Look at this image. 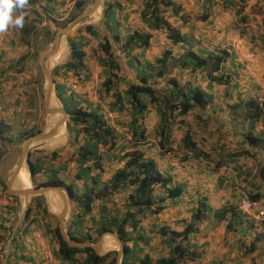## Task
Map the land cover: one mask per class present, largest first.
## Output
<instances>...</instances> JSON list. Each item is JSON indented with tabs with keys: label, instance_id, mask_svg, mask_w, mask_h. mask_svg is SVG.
I'll return each mask as SVG.
<instances>
[{
	"label": "rangeland",
	"instance_id": "obj_1",
	"mask_svg": "<svg viewBox=\"0 0 264 264\" xmlns=\"http://www.w3.org/2000/svg\"><path fill=\"white\" fill-rule=\"evenodd\" d=\"M56 1V4L54 5L56 6L55 10L52 12L47 9L43 0H38L36 3L32 4L38 13L41 11L44 13V21L42 20L40 22H36V24L33 23L34 30L35 32L37 30V32L30 34V44L28 45L22 41L21 28H12V32L8 36H10V38L14 41V46L11 48V50L7 51V54L2 60V62L6 64L2 66V62L0 60V69L2 67L5 69L10 68L8 70H12V72L15 73L14 75L16 80L15 88H12L11 85H6V82L4 84L2 82L0 85V118L5 123L7 122L9 129L5 134L13 141L12 143L11 141H7V143L4 145L5 149L3 151L5 152V156H8L7 158H11L12 155H14L15 158L14 166L9 170L5 177L3 183L5 188L2 189V192L0 193V199H2L3 202L8 201L6 204H9L14 208V215L10 218L11 228H9L8 231H5V233L0 234V239H3L4 244L6 243L7 247V242L10 241L11 237H13V235L19 230V238L21 237L24 239L23 241L29 245V248L30 246L33 247L34 244L37 248L39 246H41V248H47L51 250L52 258H56L54 257V251L57 249V246L53 239L54 235H52V233H48L43 228V223L48 221H50L52 225L59 223V215L62 212L64 206L61 196L56 191H48L45 194H42L47 206H49V208L52 210L50 212L54 215V217L50 219L47 217L44 219L41 218L43 215V213H41L39 215V219L41 220L42 225H38L36 221H31L29 231L23 235L21 233V228L25 225L23 218L30 203H27L26 205L25 198L22 195H17L19 201L13 202L14 199L8 197L9 195H12V193L10 191L9 193L6 192V185L8 184L11 176L14 174L15 167H17L19 163V158L21 157L23 150V144L25 140L17 141L19 132L29 129L35 125L36 128L42 130L41 135H51H49L50 137L40 141H32L30 144H37L40 150L38 154L49 156L53 165H62L65 163L66 167L65 169L61 170L60 173L61 178L66 182L74 181L78 187L82 186V181L76 179L75 175L77 171V164L75 162V157L77 155L76 150L82 144V133L76 137V127L70 121L69 115L67 114L64 116V114L61 112V110L64 108L62 102L58 99L55 93L54 85L56 82H63L67 89V93H72L75 100L81 102L83 105H85L86 102H90L94 107L100 106V110L104 113V118L107 124L113 125L116 128L117 138L114 140L116 147L118 146L119 148L122 145H124L126 149L131 147L130 144H132V139L130 138V131L126 126L122 125L123 121L127 122L129 120L128 111H124L123 113L111 112L109 110L108 104L113 98L112 91L110 94L103 93L104 89L101 86L103 73L98 60V56L100 55L98 51V43L100 41H103L105 37L110 39L114 54L119 60L121 66V70L118 72L119 76L121 75L124 77V80L128 82H138L139 68L142 66L140 63H138V60L142 63L145 61L154 62L157 57L162 56L167 50H170L172 55L179 56L188 47L195 51L199 49L204 51H212L213 49L211 48V45L214 42L221 41L219 39L220 35L216 34H221L220 31L225 27V29H227L225 30V32H227L225 36H240L244 40L251 41L253 47H258V45L261 46L256 49L250 47L245 49L246 56L241 54L240 49H236V57H240V60L238 59L236 61L240 65H238L239 69H237L239 72L238 74H235V79L240 81V88L245 89L248 86L247 82L243 81L245 77H264V72L260 75V73L264 71V66L261 64L264 63V42H262V40H264V20L263 22L261 20L262 16H264V0H257V2L254 0H245V4L241 6L242 10L245 12V14H242L245 15L246 18L244 21L240 19L241 17L236 19V17L230 16L231 14L229 15L228 13H232L233 11L226 10L227 8H225V6L223 7L222 3H220V0V7L218 6L216 15L214 11H209V5H207V7L209 6L208 8L203 7L202 0H174L175 4L181 5L180 13L177 16H174L172 15L170 8L167 10V12H165L164 15L167 17V21L173 26L178 27L183 32L193 34L194 42L190 46L183 42L173 43L167 38L166 32L164 30H157L152 31L149 45L146 48L141 49L136 47L130 54H128L126 48H124L123 42L127 37V34L131 33L132 30H144V25L142 24L140 18V10L143 6V0H118L120 2V6L115 9L114 18H116L119 22L118 32L120 40L113 41L112 32L110 30H106L104 26L103 12L108 0H101L98 8L90 16L74 25L67 34L60 35L58 44L55 45V36L57 31L64 28L61 27V23L59 24L58 22H62L64 19H66L72 13L74 6V0ZM92 1L93 0H90V4L86 8H89ZM258 2L263 4L259 5ZM251 3H253L251 6L252 8L253 5L256 4V7L253 9L257 10V15H252L254 12L251 13L248 11ZM29 5L30 4L26 6V9L29 10L26 20L30 21L29 23H32V17H34L36 13L33 12V7H29ZM39 9L40 12L38 11ZM206 11H208L209 14L212 12L214 15L209 16L206 20L200 19L201 13H205ZM235 22L236 24H234ZM87 25H92L97 31L98 35L94 36L90 34L85 28ZM218 25L219 27H216ZM260 36H263V38ZM79 37H82L85 43L84 50L86 52V64H88L89 67L79 69L78 74L69 72L65 77H63V74L62 76L54 74L53 68L56 65L66 62L70 57L71 44L69 39H76ZM244 45L248 46L246 44ZM53 49L54 51L52 53L44 56ZM11 57L14 58L11 59ZM130 59H135V61H132L133 64L130 63ZM15 63L16 69H13L11 65H14ZM45 69L50 71V78L52 79L50 89L51 92L47 100L46 92L49 82ZM224 69L225 65L223 64L219 73H224ZM166 70H169L166 76H156L155 78L153 77L148 80L152 86L161 91L160 94H158L161 97L163 95L162 90L169 86L167 83L169 77H174L177 79L179 85L181 86V90H186L193 85H204L207 78L205 72H201L200 70L192 71L189 69V67L182 69L170 66V68L168 67ZM86 72L90 74L88 78L84 76ZM226 76L228 80L225 83H212L224 86L225 94H231V92L235 91L234 89L236 86L233 82H231L229 75L227 74ZM125 81H121L119 83V91L123 90L126 86ZM243 92H245V90H243ZM235 94L236 92L233 93V96ZM222 97L225 98L222 101L220 97H215V105L218 104L219 101H221V104H226L225 100H232V97L229 98L223 95ZM255 98L258 100L257 96L251 97L249 98L248 103L250 102L253 104L252 100H255ZM236 99H239L238 96ZM215 105L208 108L213 109ZM12 106L14 108L13 111L11 110L13 113H11L9 110V108ZM18 107L19 110L16 109ZM202 111L203 110L194 108L186 115L171 117V120H173L174 123L172 125V131L170 132L173 144L171 145V149H176L175 146L177 141L179 139L181 141V138L187 129L191 133V136L196 139L197 143L206 141V135L208 134L209 129H211L213 121L215 123L218 122L215 120V118L207 116ZM117 120L120 122L117 123ZM158 120L159 115L156 105L149 104V108L143 117L146 133H148L147 143L146 146L141 144V148L145 150L148 156L154 157L156 161H159V157H161L159 154V146L157 145V134L155 133V130L158 126ZM100 148L102 154L105 155H112L113 153L116 154L117 152L116 148H113L111 151H105L102 147ZM52 151H55L57 155H49ZM122 164V162H117L115 159H112V157H110L108 160H105V172L102 175L103 180L107 179L114 172L117 166H121ZM22 165L23 162L21 167ZM96 171L97 170H94L92 173H95ZM27 173V170L22 169L18 174L19 177L14 175L10 181L11 187H33V182L30 180ZM43 178V175H37L35 177V181L38 182ZM11 190L13 191V189ZM128 191L129 190L127 189L118 190L113 192L110 196L104 197L101 200H97L94 203V209L91 213V217L86 216L84 219L85 221L83 223L84 227L82 235H89L91 237V241L89 242L92 244L96 245L99 241L101 242V248L98 250V252H117L118 242L111 234H98L95 230V225L94 222H92V219L98 220V218H100V216H97L99 212L101 214L105 212L106 215H118L120 218L124 210V202ZM162 192V189H157L155 191V196L162 194ZM244 196L248 195H243L242 197ZM250 198L257 199L253 197ZM30 202L31 204H34L32 201ZM102 205L105 207L104 211L101 209ZM75 212V204L73 201L69 200L63 220L65 230L68 221H70ZM159 222H162L160 215H155L152 212L143 216L140 221L141 230L145 236L149 238V240L147 244L140 243L142 251L138 252L137 255L139 258H143V256L147 254L150 256L153 264L156 263L159 258H167L170 256L169 246L166 243L167 236L160 234L158 231V228H160L162 225ZM14 226L15 231L12 235V227ZM179 227L182 228L180 230L182 231L185 226L179 225ZM113 233L117 235L115 232ZM179 238L180 237H176L177 240ZM189 238L190 239H188V243L190 246L188 245V249L190 251L191 257L189 259L176 262V264H240V262L237 260V257L221 258L220 256H215V253L212 255L206 254L208 253V250H205L204 246H201L198 243V241H201V239L205 238L199 229H197V232L192 236L189 235ZM120 241L122 242L121 239ZM241 242L242 241H240L237 247L239 252L243 254V259H241V261L243 263L247 262V264H249L250 262L248 260L250 259L252 264L258 263L256 259H259L261 257L260 255L264 254V251H261L260 254L250 257L249 254H251V252H243L244 248H240ZM243 242H247L245 243V246L249 244L248 241ZM128 245H132V242L128 241ZM85 255L86 254L84 253L77 254L79 260H83ZM115 256H117V254H115ZM244 256H247L249 259L244 258Z\"/></svg>",
	"mask_w": 264,
	"mask_h": 264
},
{
	"label": "trees",
	"instance_id": "obj_2",
	"mask_svg": "<svg viewBox=\"0 0 264 264\" xmlns=\"http://www.w3.org/2000/svg\"><path fill=\"white\" fill-rule=\"evenodd\" d=\"M38 0H28V4H34ZM47 8L54 11L51 7V3L55 0H43ZM225 6L232 3V0H223ZM203 2V7L208 8L207 4ZM90 4V0H74V6L72 13L64 19L62 22H58L61 27H65L73 18L83 12ZM245 4V0H241L237 12L242 10ZM39 5V4H38ZM120 6L118 0H108L103 12L104 26L106 30L112 32L113 41L120 40L118 25L119 22L115 15V9ZM171 8L172 15L177 16L181 11V5L175 4L174 0H143V6L140 10L141 22L144 25V30H132L127 34L124 40V48L127 53L130 54L133 49L146 48L149 45L152 31L164 30L167 38L173 43L183 42L190 46L194 42L193 34L182 32L178 27L173 26L167 21V17L164 15L168 9ZM33 12L36 13L32 17V23L25 20V25L21 29L22 41L26 45L30 44V34L36 33L34 30V24L44 20V16L37 12L35 8ZM27 13L29 10L26 9ZM209 12L201 13L200 19H208ZM243 21L246 19L245 15L241 18ZM34 23V24H33ZM32 24V25H30ZM86 30L97 36L98 33L92 25L85 26ZM146 29V30H145ZM70 41V57L69 59L53 68V72L56 75L63 74L66 76L69 72L78 74V70L81 68H88L86 64V52L84 50L85 43L83 38L69 39ZM98 51L100 55L98 60L102 69L103 80L101 86L104 89L105 94H110L112 91L113 98L109 102L108 107L111 112L120 113L128 111L129 120L122 122L123 126H126L130 131V138L132 139L131 147L126 149L124 145L118 148L114 140L117 138L116 128L113 125L107 124L104 113L100 110V106H93L90 102H86L83 105L81 102L75 100L73 94H68L65 84L62 82H56L54 85L55 93L58 99L62 102L63 108L69 115L70 121L76 127V137L82 133V144L76 150L75 162L77 164V171L75 173L76 179L82 181V186L78 185L74 181L66 182L60 176L58 171L65 169L66 164L59 165L57 167L52 166V162L46 161L43 155L38 156L39 149H33L28 152L26 158V165L30 180L33 182V187L41 188L46 186H57L66 191L69 200L73 201L76 207V212L70 219L67 226V235L74 241H91L89 235L83 236V223L86 216L91 217V213L94 209V203L97 200H101L104 197L112 195L113 192L118 190H129L124 202V210L119 218L118 215H106L103 212L98 220H93L95 230L98 234L111 231L115 232L123 244V254L121 258V264H153L150 256L145 254L143 258H139L138 252H141L140 243L147 244L149 238L145 236L141 230L140 221L143 216L152 212L155 214L160 213L164 208V202L166 199L178 198L183 193V187L181 185L174 184L173 178L170 175L163 174L154 157L148 156L141 144L146 146L147 135L145 125L143 123V117L145 112L149 108V104L156 105L159 115L158 126L155 130L157 134V145L159 146L160 155H164L167 152H171L172 137L170 132L172 131L173 116H183L188 114L194 108L204 110L210 106L215 105L216 100L212 94L208 93L199 85H193L192 87L181 90L179 82L174 77H169L167 80L168 87L162 90V97L160 90L152 86L149 83V79L166 76V70L168 67L186 68L189 67L192 71L200 70L205 72L206 77L210 82L225 83L228 78L224 73H219L223 64L227 61L230 53L226 49L215 52L204 51L199 49L197 51L186 48L185 51L179 56L171 54L170 50L164 52L160 57H157L154 62L145 61L140 62L142 66L139 68L138 82L125 81L124 77L119 76L118 72L121 70L120 62L114 54L112 49V43L107 37L103 41L98 43ZM23 58V57H22ZM135 61V59H133ZM132 59L130 63L133 64ZM86 78L90 76L88 72L84 74ZM121 81L126 82V86L123 90L119 91V83ZM101 94V93H100ZM264 107V102L262 103ZM258 115L261 110L259 107ZM201 117V116H200ZM120 122L117 120V123ZM9 126L3 121H0V139L5 141L12 140L5 133L8 131ZM42 130L36 128L34 125L29 129H25L19 132L17 141H24L28 137L41 134ZM247 140L251 145L257 146V138L251 133L246 135ZM181 153L182 159H186L189 152L194 155L204 156L209 158V154L205 152L198 145L197 141L191 136V133L187 129L181 139ZM105 151H111L113 148L117 149L116 154H102L101 148ZM3 152L0 151V158ZM49 155H57L55 151H52ZM49 157V156H45ZM115 159L117 162L123 164L117 167L114 172L103 180L104 161ZM74 159V158H73ZM97 170L95 173H92ZM40 174L43 175V179L36 182L35 177ZM1 183L4 180L0 179ZM162 189V194L155 196V191ZM43 195H32L30 200L34 204H29L23 218L24 227L21 228V233L24 235L29 231L31 221H36L38 225H42L39 215L43 213L41 218L47 217L53 218L54 215L48 209L46 201ZM103 211L105 207L101 208ZM202 207L198 208L196 212L192 214V222L185 225L182 231H177L169 228L168 226L161 225L158 228L160 234L167 236L166 243L169 246L170 256L167 258H159L154 264H176L185 259L191 257L188 249L189 235H193L197 232L198 227L196 221L202 218ZM222 214L220 217H224L226 214L230 215L227 219L226 230L235 232L238 225H242L241 212L237 211L234 207H226L220 209L216 216ZM43 228L52 233L53 239L56 243L57 249L54 251V256L60 261L70 262L71 264H115L117 252L106 251L96 253L90 247H70L62 239L58 224H51L50 221L43 223ZM244 232V230H240ZM19 236V230L13 235L12 242ZM176 237H180L178 240ZM259 237L255 236L250 243L245 246L244 242H241L240 248H244L243 252H250L256 248V243ZM128 241L132 242V245H128ZM190 246V245H189ZM86 254L83 260H79L77 254Z\"/></svg>",
	"mask_w": 264,
	"mask_h": 264
},
{
	"label": "crops",
	"instance_id": "obj_3",
	"mask_svg": "<svg viewBox=\"0 0 264 264\" xmlns=\"http://www.w3.org/2000/svg\"><path fill=\"white\" fill-rule=\"evenodd\" d=\"M202 1H206L205 3L210 6L209 11H214L216 15L218 6L220 7L219 0ZM220 1L224 7L226 3H224L223 0ZM240 1L241 0H232V3L225 6V8H227L226 10L233 11L228 14L236 17V19H239L242 14H245L243 10L237 12ZM254 1L257 2V0ZM55 4V2L51 3L53 10H55ZM252 4L253 3H251L248 11L251 13L254 12L252 15H257V10L253 9L256 7V4L253 5V8L251 7ZM258 4L261 5L263 3L258 2ZM29 7L34 8L32 4H30ZM47 9L51 10L49 8ZM38 11L40 12V9ZM214 13L210 12L208 16H213ZM40 14L43 15L44 13L41 11ZM261 20L263 22L264 16H262ZM236 22L234 24H236ZM216 27H219V25ZM225 30L227 29L224 27L220 31L221 34H216L220 35L219 39L221 41L212 42L213 44L211 45V48L215 52L226 49L230 53V56L224 63V74H228L231 78V82L235 84V91L231 92V94H225L224 86L212 83L208 78H206L205 84L201 85V87L208 93L212 94V96L220 97L221 101L225 99L222 95L231 98L233 93L236 92V94L231 98L232 100H225L226 104H221V101L218 100V104H216L213 109L207 108L202 111L207 116L215 118L218 122L215 123L212 119V130L209 129L208 134L206 135V141L198 142L200 148L209 154V158L194 155L189 152L186 159H182L183 155L180 152L182 142L179 139L176 143L175 150L172 149L171 152H167L163 156L161 155L159 161H156L163 174L172 176L174 184L183 187V193L178 198L166 199L164 202L165 208L160 213L154 214L160 215L162 221L159 222L160 224L180 231L182 228L179 227V225L185 226L187 223L192 222V214L196 212L198 208L202 207V218L196 221V226L205 237L201 239V241H198V243L199 245L204 246L205 250H208V253L206 254L212 255L215 253V256H220L221 258L237 257L240 264H247V262L243 263L241 261V259H243V254L237 249L238 244L240 241H248V243H250L255 236H258L259 240L256 243V248L253 252L250 251L251 254H249V256L251 257L264 251V222L249 219L241 213L242 225H238L235 232L226 231L227 219L230 218V215L226 214L224 217H220L222 214L216 216L215 213L226 207H234L238 211V201L243 195L257 198V200H260L264 205V107H262V103L264 102V77H245L243 81H246L248 86L245 89L240 88V81L235 79V74H238L239 72L238 65H240L236 61L238 59L240 60V57H236V49H240L241 54L246 56L245 49L249 47L256 49L261 46L258 45V47H253L251 41L244 40L240 36H225L227 33ZM11 32L12 28H9L6 33L0 34L1 62L7 54V51L11 50L14 46V41L8 36ZM260 37L263 38V36ZM262 42H264V40H262ZM244 44L248 46H245ZM12 58L14 57H11V59ZM4 64L6 63L2 62V66ZM261 64L264 66V63ZM15 65L16 63L11 65V67L16 69ZM8 69L10 68L5 69L2 67L0 69V85L2 82L3 84L6 82V85H11L12 88H15V73ZM263 72L264 71H262L260 75L263 74ZM243 90H245V92H243ZM237 96L239 98L238 100L236 99ZM255 96L258 97V100L255 98V100H252L253 104L250 102L248 103L249 98ZM256 106L261 110L260 115L257 114L258 109L255 108ZM13 109V106L9 108L11 113H13ZM16 109L19 110V107ZM0 121L3 120L0 118ZM3 123L5 122L3 121ZM5 124H7V122ZM248 133L258 137L257 146L249 143L246 138ZM203 137L205 139L204 134ZM36 140L40 141L43 139ZM7 141H11V143L13 142L12 140L6 139L3 141L0 139V151L3 152V155L0 158V178L3 180H5L6 175L15 163L14 155H12L11 158H7L8 156H5V152L3 151L5 149L4 145ZM32 149L39 148L37 144H30L29 151ZM37 155L43 158L42 154L37 153ZM45 156L46 155H44L46 161L45 164L47 165L48 162L52 161L50 157ZM26 158L27 156L22 161L23 165L20 167L18 174L22 169L27 170ZM20 159L21 157L19 158V161ZM54 165L55 167L59 166L58 164ZM54 165L52 164L51 168ZM119 166L120 165L117 167ZM16 168L17 167H15L14 172L16 171ZM61 170L63 169L58 171V176L60 177ZM18 174L17 176L19 177ZM4 188L5 185L0 181V193ZM10 188L13 190L21 189L14 188L13 186L11 187V185L7 184V193L11 191ZM31 196L32 195L27 198L28 200L25 198L27 201L26 205L27 203H31ZM8 197L14 199L13 202L19 201L17 194H12ZM6 203H8V201L3 202V200L0 199V234L5 233V231H8L9 228H11L10 218L14 215V208ZM48 209L49 211H52L49 206ZM100 214L101 213L99 212L97 216H101ZM69 222L70 221H68V224ZM240 230H244V232ZM14 231L15 226L12 227V235L14 234ZM23 240L24 239L21 237L19 238L18 236L16 240L12 242L11 237V240L7 242L6 247V243L4 244L3 239H0V264H71L70 262H64L57 258H52L51 250L47 248H41V246L37 248L35 247V244L33 247L30 246L29 248V245ZM260 256L259 259H256L258 263L254 264H264V254ZM244 258L248 257L244 256ZM248 261L250 262L249 264H252L250 259Z\"/></svg>",
	"mask_w": 264,
	"mask_h": 264
},
{
	"label": "water",
	"instance_id": "obj_4",
	"mask_svg": "<svg viewBox=\"0 0 264 264\" xmlns=\"http://www.w3.org/2000/svg\"><path fill=\"white\" fill-rule=\"evenodd\" d=\"M100 2H101V0H93L91 5L89 6V8L85 9L83 12H81L79 15H77L64 28L59 29L57 31V33H56V36H55L56 37L55 45L58 44L60 35L67 34L70 31V29L73 28L74 25H76L78 22H80V21L84 20L85 18H87L88 16H90L98 8ZM54 49L50 50V52H48L44 56H47L48 54L52 53L54 51ZM49 72L50 71L46 72L47 78H48V82H49V86H48L47 92H46V100L48 99V96H49V94L51 92L50 89H51V84H52V79L50 78V73ZM61 112L64 114V116L67 115V113H66V111L64 109H62ZM54 130H53V132H54ZM49 135H51V134H43V135L36 134V135L28 137L24 141L23 150H22V154H21V159H20V161L18 163L16 171L14 172L13 176H11V178L9 179L8 185L11 184L10 181L14 177V175L18 174V171L20 170L22 161L24 160V158L27 156V154L29 152L30 143L32 141L36 140V139H46V138L50 137ZM48 191H56L62 198L64 206H63L62 212L59 215L58 229H59V233H60L62 239L66 242V244L68 246H70V247H90V248H92L94 250V252L99 253L98 250L101 248V242L100 241L95 245V244H92L89 241H82V242L74 241V240H71L68 237L67 232H66L65 227H64V224H63V222H64L63 221L64 220V214L66 213L67 205L69 203V198H68V195H67L65 190H63L62 188L57 187V186H46V187H41V188H35V187L27 186V187L21 188L19 190H13V191L11 190L10 192L12 194L22 195V196H24V198H26V200H28L27 198L30 195H42V194H45ZM105 233L111 234V235H113L116 238V240L118 242V249H117V256H116L115 264H121L120 261H121L122 254H123V244H122V242L120 241L119 237L117 235H115L113 232L108 231V232H105ZM105 233H103V234H105Z\"/></svg>",
	"mask_w": 264,
	"mask_h": 264
},
{
	"label": "clouds",
	"instance_id": "obj_5",
	"mask_svg": "<svg viewBox=\"0 0 264 264\" xmlns=\"http://www.w3.org/2000/svg\"><path fill=\"white\" fill-rule=\"evenodd\" d=\"M28 0H0V34L9 28H23L28 15Z\"/></svg>",
	"mask_w": 264,
	"mask_h": 264
},
{
	"label": "built area",
	"instance_id": "obj_6",
	"mask_svg": "<svg viewBox=\"0 0 264 264\" xmlns=\"http://www.w3.org/2000/svg\"><path fill=\"white\" fill-rule=\"evenodd\" d=\"M237 209L249 219L264 222V205L260 200L244 196L239 200Z\"/></svg>",
	"mask_w": 264,
	"mask_h": 264
},
{
	"label": "bare ground",
	"instance_id": "obj_7",
	"mask_svg": "<svg viewBox=\"0 0 264 264\" xmlns=\"http://www.w3.org/2000/svg\"><path fill=\"white\" fill-rule=\"evenodd\" d=\"M45 71L47 72V71H49V70L45 69ZM49 73H50V72H49Z\"/></svg>",
	"mask_w": 264,
	"mask_h": 264
}]
</instances>
